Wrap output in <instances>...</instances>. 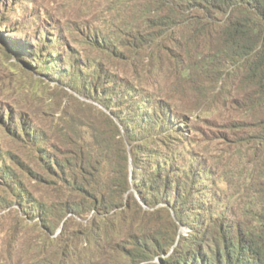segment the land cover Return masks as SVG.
I'll return each mask as SVG.
<instances>
[{"label": "rangeland", "instance_id": "1", "mask_svg": "<svg viewBox=\"0 0 264 264\" xmlns=\"http://www.w3.org/2000/svg\"><path fill=\"white\" fill-rule=\"evenodd\" d=\"M140 3L141 0H0V166L9 171L7 179L0 178V264L31 262L29 242L36 240L38 228L37 219H30L25 205L29 210L32 200L39 199L47 205L56 203L55 209L61 208L56 201L61 200L58 193L50 188L54 184L69 188V172L79 177L83 165L79 154L86 150L87 144L97 151L101 146L108 148L110 166L123 171L126 166L129 191L143 209L138 212L140 209L131 202L129 208L118 207L108 214L109 227L116 230L112 243L130 248L126 235L137 232L133 228L137 223L131 222L134 211L142 215L165 207L173 218L179 216L175 204L146 206L135 187L146 166L140 161L144 158L141 155L153 157L155 151L170 161L172 180L186 173L189 180L195 177L187 180L191 191H178V195H189L188 201L192 203L198 197L203 199L204 206L193 207L200 209L199 218L206 217L209 211L210 219L208 222L204 219L198 229L209 225L221 230L225 224L232 235L237 228L256 224L254 181L245 179V172L251 167L245 157L248 148L242 142L247 129L236 126L239 116L231 104L226 107L218 104L210 81L199 75L191 79L183 76L179 50L170 45H165L168 50L159 49L146 37L150 29L148 18L153 13L148 7L138 6ZM44 49V58L46 51L60 58L56 66L46 71L47 75L37 71L34 62L28 59L31 50V58L37 62L32 55ZM70 57L81 79L77 74L70 78L65 72L63 77L48 75L57 74L58 66L70 70ZM85 72L91 73L86 79ZM86 80L94 84V91L84 88ZM198 87L204 92L199 93ZM112 91L115 95L106 100ZM118 91L122 95L119 99ZM128 96L133 102L127 104L129 107L141 98L147 100V105H163L172 122L162 132L157 129L145 134L156 142L142 149L145 152L141 155L138 151L133 154L135 146L129 143L131 132L136 143L146 138L138 132L140 125L129 119L138 107H132L125 117L123 110L114 111L125 107ZM9 120L17 136L10 129ZM22 125L26 129L23 132ZM181 134L185 135V141ZM168 141L175 148L164 145ZM123 145L125 154L120 153ZM42 152L47 154V160L52 157L66 160L68 168L63 174L67 177L61 175L52 159V167L48 169L40 156ZM124 156L126 165L121 161ZM150 157H146L150 165L147 169L154 166ZM13 182L18 184L12 186ZM170 189L173 193L175 185ZM21 190L28 192L27 204L17 195ZM160 190L163 191L162 184ZM198 192L202 194L197 195ZM92 216V213L71 214L59 218L53 236L83 231ZM154 218L162 226L168 214L161 210ZM178 224L183 237L202 234L194 228L195 224L186 223L183 218L178 219ZM142 230L146 231L144 225ZM83 240L84 236L78 243L81 250L85 248ZM91 246L86 245L93 252ZM202 246L206 250L205 242ZM82 257L76 251L67 264H83ZM153 262L160 264V259L155 257Z\"/></svg>", "mask_w": 264, "mask_h": 264}, {"label": "trees", "instance_id": "2", "mask_svg": "<svg viewBox=\"0 0 264 264\" xmlns=\"http://www.w3.org/2000/svg\"><path fill=\"white\" fill-rule=\"evenodd\" d=\"M138 6L142 9L151 10L153 16L148 18L149 32L147 38L154 42L159 49H167L165 45L180 51L181 73L185 78H192L199 75L205 77L213 85L212 91H216L218 104L227 106L231 104L239 118L235 123L238 128L247 129L242 137V142L247 146L245 157L250 162L251 167L245 172V179L254 181L253 200H256V212L254 217L256 224L250 227L237 228L234 234L230 235L228 226L223 229L209 227L198 229L203 226L202 221L210 219L209 211L206 217L199 218L196 206L203 205V199L198 197L194 203L188 201L189 195L179 196L178 191H191V185L187 183L188 173L171 179L172 166L165 155L155 151L153 157L141 155L142 149L156 141L147 137L146 133L154 131L162 132L165 125H170L168 112L163 105L149 104L147 100L141 98L135 104L127 106L132 102V98L124 101L125 107L115 109L123 110V117L128 116L130 109L138 107L145 109L138 111L133 118H129L133 123L140 125L139 133H142L144 141L136 143L133 139L134 132H131L129 143L135 146L132 153L136 151L142 158L143 164L150 166L146 157L153 158V169H147L139 173L138 182L135 183L137 191L140 192L141 199L145 205L153 208L157 203L175 204L178 211L177 218L169 215L168 209H158L148 211L139 215L143 211L131 190V183L126 172L116 166H110L108 148L101 146L100 150L92 148L87 144L86 150H81L79 156L83 165L80 166L79 177L72 173L70 176V186L64 187L54 184L51 192L58 193L61 200H56L61 208L55 209V204L47 205L45 202L32 200L31 209L25 212L31 220L37 219V235L35 241H30V263L29 264H67L69 256L76 251L83 254V264H157L153 262L155 257L160 259V264H264V0H141ZM33 51V50H32ZM34 53L33 57L28 55V59L34 62L35 69L40 73H46L52 65L59 63V56H54L46 51ZM70 70L65 67L63 70L58 66L55 73L48 74L50 77H63L65 75L75 78L76 74L80 78L81 74L76 71L73 59L69 58ZM69 72V73H68ZM91 73L85 72V79ZM81 79V78H80ZM84 88L94 91L92 82L85 81ZM112 82V80H111ZM112 83L111 86H113ZM197 91L203 93L204 90L198 87ZM115 95L114 91L108 93V100ZM119 99L122 97L120 91L116 93ZM122 106V105H121ZM139 114V115H138ZM129 120V121H130ZM12 124V121L9 120ZM130 123V122H129ZM12 132L17 136V131L10 126ZM22 132L25 126H21ZM130 136V135H129ZM184 137L185 135L181 134ZM34 138V137H33ZM175 140L176 138L170 136ZM28 139L31 137L28 135ZM168 140V139H167ZM164 143L167 147L175 148L173 142ZM125 146H121L120 153L125 154ZM93 151V152H92ZM150 151V150H148ZM171 151V150H170ZM173 151V150H172ZM94 153V156H93ZM40 156L45 159L48 169H51V159L54 165L60 170L61 175L67 170V161L56 160L55 157L47 160V154L42 152ZM146 156V157H145ZM168 157H172L171 155ZM126 165V156L122 158ZM148 159V158H147ZM166 159V160H165ZM167 164L169 165L167 168ZM85 165L87 168H85ZM119 165V163H117ZM110 166V167H109ZM121 165H119L120 167ZM147 166V167H148ZM86 169L87 172H83ZM146 171V172H145ZM9 171L0 166V178L7 179ZM150 176L149 178H147ZM164 177V178H163ZM195 180V177L191 178ZM191 179L189 181H191ZM62 181H65V178ZM18 184L13 182L12 186ZM163 185V191L160 185ZM175 185L173 193L170 191L171 185ZM192 184H195L192 182ZM181 189V190H180ZM161 191V192H160ZM28 192L21 190L17 195L22 202L27 204ZM77 193L78 197H72ZM61 194V195H60ZM202 193L198 192L197 195ZM187 197V198H186ZM133 202L140 211L133 212V220L137 232L127 234L130 238V248L112 243L111 237L115 228L109 227L108 214L118 207L128 205ZM195 206V207H193ZM204 206V205H203ZM132 207V206H130ZM137 210V209H135ZM161 210L166 211L168 218L162 224L154 218ZM206 210V209H204ZM208 210V209H207ZM34 212V214L32 213ZM93 214V218L83 231L70 235L53 236L59 227V218L74 214L76 216ZM121 212L118 213V215ZM145 213V212H144ZM136 218L139 223L136 221ZM185 219L186 223H193L194 228L202 234L193 233L191 237H183L179 234L178 219ZM192 218V219H190ZM142 221H144L142 224ZM157 221V222H155ZM144 225V230H142ZM205 226V225H204ZM114 228V229H113ZM111 229V230H110ZM139 229V230H138ZM212 229V231H211ZM84 236L85 248L79 249V242ZM207 236V237H204ZM81 237V238H79ZM206 238V239H204ZM205 242L206 250L203 248ZM93 246V252L86 245ZM91 246V247H92ZM174 252H171V250ZM89 254V256H87ZM96 255V256H95Z\"/></svg>", "mask_w": 264, "mask_h": 264}]
</instances>
